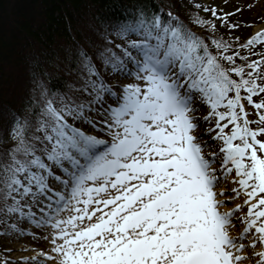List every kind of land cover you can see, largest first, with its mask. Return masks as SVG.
<instances>
[{"label":"snow or ice","instance_id":"obj_1","mask_svg":"<svg viewBox=\"0 0 264 264\" xmlns=\"http://www.w3.org/2000/svg\"><path fill=\"white\" fill-rule=\"evenodd\" d=\"M194 23L215 31L198 16ZM112 33L121 43L109 41L113 48L97 56L110 76L132 82L110 85L82 51L85 75L76 91L83 97L52 96L34 122L14 118L15 143L0 153V214L50 224L59 264H241L246 248L264 245V54L248 71L237 67L226 55L230 45L213 39L214 55L172 13L166 19L139 10ZM258 43L264 46V31L243 47ZM242 100L257 110L256 120ZM198 103L209 107L203 121L215 118L213 139L223 143L220 175L218 154L206 156L199 142ZM233 172L239 187L231 192L238 197L243 189L249 204L237 237L230 228L241 205L221 211L218 196L227 193L215 190ZM252 254L264 264V250Z\"/></svg>","mask_w":264,"mask_h":264},{"label":"trees","instance_id":"obj_2","mask_svg":"<svg viewBox=\"0 0 264 264\" xmlns=\"http://www.w3.org/2000/svg\"><path fill=\"white\" fill-rule=\"evenodd\" d=\"M139 10L166 19L172 13L192 32L205 27L179 0H0V153L14 145L7 144L14 118L34 122L46 99L84 96L76 91L85 75L82 51L105 78L97 53L113 48L109 41L121 43L112 29ZM211 31L203 38L207 44ZM7 220L0 214V233Z\"/></svg>","mask_w":264,"mask_h":264},{"label":"rangeland","instance_id":"obj_3","mask_svg":"<svg viewBox=\"0 0 264 264\" xmlns=\"http://www.w3.org/2000/svg\"><path fill=\"white\" fill-rule=\"evenodd\" d=\"M180 4H182L185 9H188L192 11L194 14V19L196 17H200L205 21H210L213 24H215V31H211V37L209 36L208 39V46L212 45L214 47V52L212 53L215 55L218 53V50L215 48V46L212 44V40H223L228 45H230V48L228 50L229 55H233L235 57V66L237 67H245L246 64H250L253 61H258L259 58L262 57V54H264V46L261 44H254L251 46V48H245L243 45L247 43L249 39H251L256 33V28L260 25H264V8L262 5H264V0H179ZM200 5V7H196L195 5ZM215 9L216 10V16H213L211 11H205L204 9ZM232 25H238V27H232ZM186 28L190 30H194V28L187 26ZM211 30L208 26L205 25L204 29H196L194 33H196L201 38H206V34L208 31ZM211 42V43H210ZM238 50V51H237ZM238 53L239 55L236 56L235 54ZM245 57H247V61H245ZM222 63L225 64V67H230L227 62L222 61ZM249 69L246 68V71ZM236 77V76H234ZM233 77V79H234ZM247 78V77H245ZM110 85H115L117 83H128L132 82L131 80H121L118 77H112L107 72L105 74L104 78ZM237 79V77L235 78ZM246 94L244 91L241 92V95L244 96ZM262 97H254V100H259ZM242 103L244 104L246 112L249 114L248 119L249 120H256L257 119V110L253 108L252 105L248 104L246 100H242ZM204 109L207 111V113L210 111L209 107L207 105H204ZM223 111L224 109H220ZM195 116L202 119L204 116H207L206 112L202 111L199 113H194ZM200 121V120H199ZM198 121V122H199ZM222 123H226L222 122ZM77 127L82 128L84 131H86L89 134H94L97 136H102V138L110 140L111 138L108 136H103L102 133L94 132L93 129H91L86 124L77 123ZM251 127L256 128V124H252ZM232 125H229L228 128L225 129V133L231 132ZM211 130V131H209ZM216 129H215V118H212L206 122H203V124H200V127L197 130V135L199 138V142L202 144L206 143L207 146L203 148L204 154L206 156H209L211 153H217L216 162L213 164V167L217 169V167L220 170L221 167V160H222V154L219 153V149L223 147V143L220 140H215L213 137L216 135ZM11 133V132H10ZM8 135V142L7 144H14V140L11 138V135ZM261 139H264V137H260ZM218 170L217 175H220V171ZM59 174V173H57ZM238 178L235 176V172L228 175L226 180H221V182L217 185L216 191L220 192L222 189L226 191V195L224 196H218V198H222L221 200H224L225 203L221 205L220 210L225 211L223 207L230 206L231 209H234L237 204L241 205V208L238 212L235 213L234 217L232 218L233 222L235 224L230 228V235L233 237L239 236V233L243 231V228L245 226L243 222V218L247 215L249 204H245L244 201L247 198L244 195V190L241 189L240 196H235V193L231 192V189L238 188L239 185L237 183H234V180H237ZM227 197V198H226ZM229 197V198H228ZM252 202H255L253 200ZM27 211V209H25ZM33 211H36V209H33ZM70 213L68 211H65L62 213L63 218H67V216ZM37 216H39V213H37ZM7 223L3 229V231L0 233V254H3V258H0V264H22L21 261L17 260V257L20 254V252H12V259L5 258V252L8 249V243L12 240H15L23 235H32V240L28 243L27 250L34 251L39 250L44 252L45 254H50L51 257H54L55 259H49L43 264H59L60 257L52 251L54 245L52 244V239L55 233V229L51 227V225H47V229H45L43 232H40L39 234L35 235V225L30 223L28 219H21L19 217V214H10L8 215ZM12 218V219H11ZM15 224L16 228H12L11 225ZM34 226V227H33ZM233 232L238 233V235H234ZM255 233L252 232L248 234L244 242L248 243L255 237ZM57 243H61V241L57 240ZM247 245V244H246ZM264 250V245H261L259 242H257L255 249L246 248L245 252L248 254L249 259H246L242 261L241 263L245 264H256V260L258 257H256L254 252H259ZM248 261V262H247Z\"/></svg>","mask_w":264,"mask_h":264},{"label":"bare ground","instance_id":"obj_4","mask_svg":"<svg viewBox=\"0 0 264 264\" xmlns=\"http://www.w3.org/2000/svg\"><path fill=\"white\" fill-rule=\"evenodd\" d=\"M263 8H264V5H262ZM256 31L257 32H261V31H264V25H260L256 28ZM259 60H261V58H259ZM196 107H198V111L196 113H199V112H206L207 111L204 109V106L203 104H197ZM254 120V119H253ZM203 122H206V121H203V118L200 119V121L198 122L199 124H203ZM217 170H219V168L217 167ZM223 190V189H222ZM225 190V189H224ZM227 198V197H226ZM229 198V197H228ZM218 199H222V198H218ZM239 205V204H237ZM223 209L225 211H230L232 210L230 208V206H225L223 207ZM30 223H32L30 220H29ZM34 224V223H32ZM235 224V222H233V225ZM35 225V224H34ZM49 225V224H47ZM47 225H43L41 227H37L35 225V230H36V233L35 235L39 234L40 232H43L45 229H47ZM242 232V231H241ZM240 232V233H241ZM239 233V235H240ZM234 235H238V233H235L233 232ZM32 235H23V236H20L19 238L15 239V240H12L8 243V249L6 250V252L4 253L5 255V258L7 259H12V252H20V253H23V254H20L18 257H17V260L21 261L22 264H36V261H34L32 258L33 257H38L39 258V261H40V264H43L45 263L47 260H49L47 257L48 256H51L50 254H45L44 252L42 251H39V250H34L33 252L32 251H28L27 248H28V243L32 240ZM251 242V241H250ZM248 242V243H250ZM245 243V242H244ZM248 243H245V244H248ZM246 256H248V254L245 252L244 253ZM1 258H3V254L1 255ZM248 262V261H247ZM241 264H245V263H241Z\"/></svg>","mask_w":264,"mask_h":264}]
</instances>
